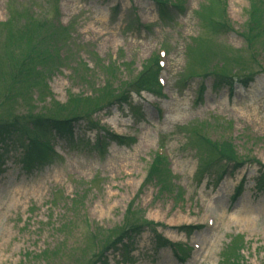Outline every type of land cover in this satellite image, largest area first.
Instances as JSON below:
<instances>
[{"label": "rangeland", "instance_id": "374dc122", "mask_svg": "<svg viewBox=\"0 0 264 264\" xmlns=\"http://www.w3.org/2000/svg\"><path fill=\"white\" fill-rule=\"evenodd\" d=\"M161 1L0 0V122L77 118L41 167L6 161L0 264H264V0ZM158 52L161 88L130 90ZM224 69L250 79L213 90ZM212 141L240 163L202 176Z\"/></svg>", "mask_w": 264, "mask_h": 264}, {"label": "trees", "instance_id": "16d2710c", "mask_svg": "<svg viewBox=\"0 0 264 264\" xmlns=\"http://www.w3.org/2000/svg\"><path fill=\"white\" fill-rule=\"evenodd\" d=\"M159 4L162 11H165L166 8H163L167 5L166 1L159 0ZM173 7L177 8L178 5L171 4ZM167 12V11H166ZM28 26L35 29L37 26H41L43 23L41 21L34 23L32 19H29ZM44 41L51 43V53L54 48L53 42H51V35L45 34L42 35ZM33 35L29 38L28 42L30 44V53L33 55H29L25 60L22 61V65H20V70L17 71L20 75H23L24 71L26 72V76L30 77L31 75L28 73L33 70L34 67L31 65L34 59L35 51L34 44L32 43ZM23 69V70H22ZM159 67L156 58H150L148 62L143 66L142 70L138 73L136 79L131 82L130 90H134L136 92H140L142 90H147L148 87L153 86L156 87V78L159 73ZM224 73L222 75L217 76V83L214 85V88H220L222 85H231L232 79L235 77L239 78L236 74H231L229 69L222 70ZM249 76L250 75H240ZM119 97V96H118ZM123 100V99H121ZM77 118H73V120H56L51 119L47 116H36L31 117L25 122H19L17 119H12L8 121L0 122V173L4 171V166L6 161L11 158L13 155H17L18 161L21 163V167L25 172H31L36 168L41 167V165L45 162L50 161L53 158V151L51 148V144L58 137H67L71 140L74 136V128ZM88 130H92V128H88ZM112 135V134H111ZM98 143L107 142V141H117L123 143L125 139L121 136L112 135V138H108L107 136H99L96 138ZM98 143H93L91 147L98 146ZM210 145L214 151L215 158L210 161L207 165L202 163L200 168V173L202 176L204 174L215 172L213 168H210L211 165H214L217 161L223 159L224 166L223 170L221 169L222 174L225 173V169L227 168V164L234 162L232 159V147L227 142H210ZM235 166L239 164V162H234ZM211 164V165H210ZM233 164V163H232ZM233 165V166H234ZM152 171V170H151ZM150 171V172H151ZM220 174V171H217L215 174L216 178ZM256 188L264 189V170L259 173V177L256 181ZM239 189L236 190V195L239 194ZM233 196V199L235 198ZM138 224H131L126 228L117 229V239L113 241L112 244L109 245V248H113L119 243H122L120 238L127 237L130 232L139 231L141 226ZM139 228V229H138ZM128 253H131L130 251ZM219 264H226V259L223 257L222 261ZM227 264H233L232 261H229Z\"/></svg>", "mask_w": 264, "mask_h": 264}]
</instances>
